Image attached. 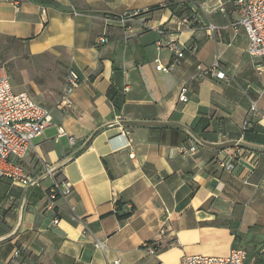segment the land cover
<instances>
[{"label": "crops", "instance_id": "obj_1", "mask_svg": "<svg viewBox=\"0 0 264 264\" xmlns=\"http://www.w3.org/2000/svg\"><path fill=\"white\" fill-rule=\"evenodd\" d=\"M124 12L140 14L113 19ZM239 17L236 0H0L4 44L57 56L81 75L22 160L34 175L54 165L71 187L57 201L60 221L45 209L52 178H1L0 264L17 249L27 264H177L236 246L248 264H264V57L234 32ZM172 40L183 44L178 62ZM157 56L174 68L158 70ZM215 62L226 78L199 75Z\"/></svg>", "mask_w": 264, "mask_h": 264}, {"label": "built area", "instance_id": "obj_2", "mask_svg": "<svg viewBox=\"0 0 264 264\" xmlns=\"http://www.w3.org/2000/svg\"><path fill=\"white\" fill-rule=\"evenodd\" d=\"M240 11V17L232 23L234 32L237 34L241 29L247 34L249 45L248 53L252 57H264V0H236ZM139 12H124L115 15L113 19L127 21L131 16L139 15ZM143 25L149 27L148 22L143 20ZM211 31L217 29L215 24H208ZM164 33V28L159 30ZM101 41H107L105 36ZM163 47L162 40L157 41V48ZM169 50L178 62L184 56L183 44L172 40L168 44ZM156 68L162 71H170L174 68L173 64H164L160 56L155 58ZM199 75L212 73L219 78H226V72L221 69L219 62H215L210 67L198 65ZM81 81L80 73L70 68L66 74L65 86L58 107H63L71 103V94ZM189 86L184 84L180 90L179 100H189ZM257 103L253 101L251 110H257ZM52 123L51 109L45 104L37 101L26 91H17L14 88L11 75L5 64H0V179L10 178L12 181L19 182L25 186H41L46 178H52L53 183L46 190L47 202L45 209L54 213V223H59L60 219L57 212V201L60 197L69 195L71 187L56 176V167L45 162L39 174L29 173L23 163V158L33 149V139L42 134L47 126ZM251 126V120L245 119L242 130L245 132ZM59 132L65 134L63 128ZM73 141V137H71ZM201 143V141H200ZM197 145H192L190 150H196ZM220 164L226 169L233 171L238 166V160L225 161L219 159ZM254 165V164H253ZM261 184H258L260 186ZM264 181H262V186ZM161 232H164L163 228ZM102 242H95L96 247L102 248ZM144 246L151 253L157 252V247L152 242H145ZM21 250L17 249L11 258L10 264H27L19 260ZM248 251L244 247H233L228 255H204L193 254L186 256L177 264H248ZM119 260L115 262L118 263Z\"/></svg>", "mask_w": 264, "mask_h": 264}, {"label": "rangeland", "instance_id": "obj_3", "mask_svg": "<svg viewBox=\"0 0 264 264\" xmlns=\"http://www.w3.org/2000/svg\"><path fill=\"white\" fill-rule=\"evenodd\" d=\"M0 64H5L15 90L26 91L49 108L60 104L67 70L57 56L32 55L23 43L0 38Z\"/></svg>", "mask_w": 264, "mask_h": 264}, {"label": "trees", "instance_id": "obj_4", "mask_svg": "<svg viewBox=\"0 0 264 264\" xmlns=\"http://www.w3.org/2000/svg\"><path fill=\"white\" fill-rule=\"evenodd\" d=\"M171 6L173 7L174 5L173 4H171ZM161 6L160 5H157V6H153L152 8H150V9H154V8H160ZM174 8H175V6H174ZM176 10V12H178L179 14H181V12L178 10V8H176L175 9Z\"/></svg>", "mask_w": 264, "mask_h": 264}]
</instances>
